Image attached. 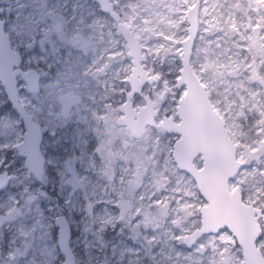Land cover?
Masks as SVG:
<instances>
[{
    "label": "snow or ice",
    "instance_id": "6c2138e0",
    "mask_svg": "<svg viewBox=\"0 0 264 264\" xmlns=\"http://www.w3.org/2000/svg\"><path fill=\"white\" fill-rule=\"evenodd\" d=\"M0 264H264V0H0Z\"/></svg>",
    "mask_w": 264,
    "mask_h": 264
},
{
    "label": "water",
    "instance_id": "95a60500",
    "mask_svg": "<svg viewBox=\"0 0 264 264\" xmlns=\"http://www.w3.org/2000/svg\"><path fill=\"white\" fill-rule=\"evenodd\" d=\"M175 140V139H174ZM197 140L200 144L207 145L219 153H223L226 148L225 139L218 134H209L202 129L197 130ZM12 173V172H11ZM223 177V169H217L210 177L213 184H218Z\"/></svg>",
    "mask_w": 264,
    "mask_h": 264
},
{
    "label": "rangeland",
    "instance_id": "374dc122",
    "mask_svg": "<svg viewBox=\"0 0 264 264\" xmlns=\"http://www.w3.org/2000/svg\"><path fill=\"white\" fill-rule=\"evenodd\" d=\"M167 71V69H165ZM169 78H171V74L169 75ZM165 139H168V137H165ZM171 139L174 141L175 137H171ZM14 156V154H13ZM7 164L10 165V168L8 169L10 172H12L13 174L16 172L17 167L19 166L18 163L15 161V159H9L7 161ZM9 189H12V185L9 184ZM109 240L112 242L109 246V250H111L112 245H126L128 247H135L136 246V242L129 239L128 236L125 235H120V230L119 228L115 229L114 231H111L110 236H109ZM82 244L79 245L77 247V251L79 252L80 249L82 248ZM86 259V257H85Z\"/></svg>",
    "mask_w": 264,
    "mask_h": 264
}]
</instances>
